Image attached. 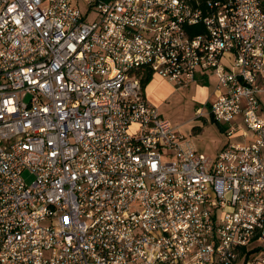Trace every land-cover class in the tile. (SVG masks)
I'll return each instance as SVG.
<instances>
[{
  "label": "built area",
  "instance_id": "built-area-1",
  "mask_svg": "<svg viewBox=\"0 0 264 264\" xmlns=\"http://www.w3.org/2000/svg\"><path fill=\"white\" fill-rule=\"evenodd\" d=\"M217 79L202 152L145 92ZM263 0H0V264H264Z\"/></svg>",
  "mask_w": 264,
  "mask_h": 264
},
{
  "label": "rangeland",
  "instance_id": "rangeland-1",
  "mask_svg": "<svg viewBox=\"0 0 264 264\" xmlns=\"http://www.w3.org/2000/svg\"><path fill=\"white\" fill-rule=\"evenodd\" d=\"M157 80L154 81L153 88H147L149 100L157 104L161 112L178 124L185 134L195 136L198 144L209 151H215L218 146L227 142L225 127L208 116L200 117L198 113L200 107H204L205 111L209 109L206 101L213 92V81L209 84L195 82L180 88L173 82L163 83V80ZM237 264H243L242 260Z\"/></svg>",
  "mask_w": 264,
  "mask_h": 264
},
{
  "label": "crops",
  "instance_id": "crops-1",
  "mask_svg": "<svg viewBox=\"0 0 264 264\" xmlns=\"http://www.w3.org/2000/svg\"><path fill=\"white\" fill-rule=\"evenodd\" d=\"M151 76H152V79H151V81L144 87L145 88V92H146V95H147V88H153L154 87V81L156 80V79H161V80H163V83H170L169 81H167L165 78H163L162 76H160V75H158V74H151ZM156 77V78H155ZM157 80V81H158ZM210 81H213L215 84H214V89H213V92L212 93H210V95L208 96V98H207V100L208 99H211L212 98V96H213V93H214V90H215V86H216V82H217V79H216V77L214 76V75H210V74H202V73H199L198 74V79H197V81L196 82H199V83H202V84H206V83H210ZM195 83V82H194ZM148 97V96H147ZM149 99V98H148ZM262 99H263V103H264V94H263V96H262ZM224 126V125H223ZM224 127H227V125L226 126H224ZM225 130H226V128H224ZM194 138H195V136H194ZM229 139V138H228ZM196 140V139H195ZM197 142V141H196ZM227 142H228V140H227ZM226 142V143H227ZM226 143H224L223 145H221V146H218L217 148H216V150L215 151H209V150H207V149H205L202 145H200V144H198V142H197V145H198V147H199V149L202 151V152H205V153H212V154H216Z\"/></svg>",
  "mask_w": 264,
  "mask_h": 264
},
{
  "label": "trees",
  "instance_id": "trees-1",
  "mask_svg": "<svg viewBox=\"0 0 264 264\" xmlns=\"http://www.w3.org/2000/svg\"><path fill=\"white\" fill-rule=\"evenodd\" d=\"M263 5H264V0H263ZM151 79H152V76L151 74H149L147 78L144 80V87L151 81Z\"/></svg>",
  "mask_w": 264,
  "mask_h": 264
}]
</instances>
